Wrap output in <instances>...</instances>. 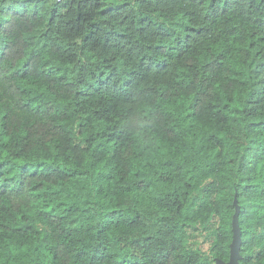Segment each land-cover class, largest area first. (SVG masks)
Returning a JSON list of instances; mask_svg holds the SVG:
<instances>
[{"label":"trees","instance_id":"obj_1","mask_svg":"<svg viewBox=\"0 0 264 264\" xmlns=\"http://www.w3.org/2000/svg\"><path fill=\"white\" fill-rule=\"evenodd\" d=\"M234 198L264 264V0H0V264H216Z\"/></svg>","mask_w":264,"mask_h":264},{"label":"water","instance_id":"obj_2","mask_svg":"<svg viewBox=\"0 0 264 264\" xmlns=\"http://www.w3.org/2000/svg\"><path fill=\"white\" fill-rule=\"evenodd\" d=\"M235 205V211L232 215V239L230 242V250L228 259L222 260L220 258L215 259L216 264H241L238 259L240 258L239 247H240V227L238 224V210L239 206L236 203V199L233 201Z\"/></svg>","mask_w":264,"mask_h":264}]
</instances>
